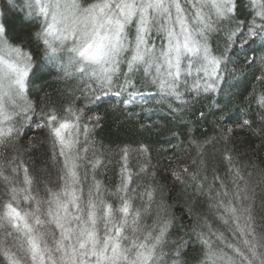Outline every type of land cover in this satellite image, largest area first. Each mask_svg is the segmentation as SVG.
<instances>
[{
	"label": "snow or ice",
	"instance_id": "6c2138e0",
	"mask_svg": "<svg viewBox=\"0 0 264 264\" xmlns=\"http://www.w3.org/2000/svg\"><path fill=\"white\" fill-rule=\"evenodd\" d=\"M18 2L28 31L0 12V264H188L185 236L200 246L196 264H264V168L254 176L246 169L257 166L227 147L239 130L264 148V0H9V9ZM43 68L74 84L30 100ZM246 71L253 83L232 127L215 97ZM153 97L186 125L205 100L200 119L216 117L202 140L189 126L185 148L173 133L188 160L176 157L168 178L188 198L189 225L157 198L164 186L147 144L135 171L120 148L113 187L98 178L112 162L96 147L101 106L131 120L136 108L157 111L146 107Z\"/></svg>",
	"mask_w": 264,
	"mask_h": 264
},
{
	"label": "trees",
	"instance_id": "16d2710c",
	"mask_svg": "<svg viewBox=\"0 0 264 264\" xmlns=\"http://www.w3.org/2000/svg\"><path fill=\"white\" fill-rule=\"evenodd\" d=\"M246 5L247 0H243ZM23 4L16 3L15 7L9 9V0H0V12L6 13L9 23L14 32H26L28 26L21 20L23 15ZM253 80L250 71H246L239 76L238 79L230 80L229 83L223 86L222 94L215 98L221 105L228 103L224 115L226 117L223 123L235 127V122L239 116V109L243 107L242 101L247 92L251 91ZM74 81L64 82L57 79V70L55 68H43L37 71L34 78L32 89L29 93V99L37 101L48 93L52 97H56L59 92L70 88ZM154 91V90H153ZM230 102V103H229ZM147 108L157 109L155 113H148L141 108H136L135 111L138 116L135 119H127L118 111L108 108L107 105H102L99 109L100 115L103 117L100 126L96 129L95 139L96 147L102 150L111 159V163L102 169V174L98 177L103 180L108 187H113L119 182V160L120 148L122 146H129V166L135 171L143 164L148 157L138 155L136 148L140 143L147 144L151 153V164L155 166L157 178L159 183L163 185V192L158 193L163 196L164 202L171 205L169 211L177 218V223L189 225L192 220L188 216V208L190 204L187 202L188 198L181 194L179 184L173 185L170 178V173L167 171L169 165L173 168L182 161L177 160L176 157H183V162H187L188 157L182 151H177L172 145L177 143V137L173 133H179V139L183 141L181 148L188 146V127L192 128V137L202 140L205 135H213L212 124L216 117L209 114L207 120H201L199 111L208 112V101L196 104L184 115V121L188 124L181 123L178 119H173L169 116L166 104L160 102L159 97L150 98L146 105ZM107 109V111H105ZM162 109V110H161ZM252 111H255V104L252 105ZM219 114V113H217ZM144 124L146 127L141 128ZM150 127H147L149 126ZM27 131V130H26ZM28 136H37V131L33 129L27 132ZM260 144V136L254 135L249 131H236L233 141L227 145L229 149L234 150L239 154V160L243 164L257 167H249L246 171H252L254 176L258 170L264 168V148H256ZM101 145L103 148H101ZM256 148L255 154L250 150ZM218 148L223 145H217ZM110 150V154H109ZM194 154V153H193ZM224 168L221 166V175H223ZM147 183V178H144L142 185ZM142 190V188L140 189ZM139 204V201H137ZM259 208V201H257V209ZM150 222V220H149ZM215 226V225H214ZM221 231H225V235H229L226 229L221 226ZM181 235H184L182 232ZM188 240L189 247L187 248L186 259L188 264H196L199 259L200 246L196 242V238L192 236L184 237Z\"/></svg>",
	"mask_w": 264,
	"mask_h": 264
}]
</instances>
